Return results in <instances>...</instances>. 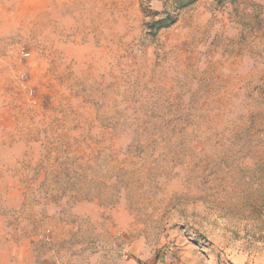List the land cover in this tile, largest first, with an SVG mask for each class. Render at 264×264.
Listing matches in <instances>:
<instances>
[{"label": "rangeland", "instance_id": "374dc122", "mask_svg": "<svg viewBox=\"0 0 264 264\" xmlns=\"http://www.w3.org/2000/svg\"><path fill=\"white\" fill-rule=\"evenodd\" d=\"M0 264H264V0H0Z\"/></svg>", "mask_w": 264, "mask_h": 264}, {"label": "trees", "instance_id": "16d2710c", "mask_svg": "<svg viewBox=\"0 0 264 264\" xmlns=\"http://www.w3.org/2000/svg\"><path fill=\"white\" fill-rule=\"evenodd\" d=\"M174 1L178 6V8H183L191 0H174ZM173 23L174 20L171 13H165V16L163 18L153 20L151 23H149V27L153 31H158L170 27Z\"/></svg>", "mask_w": 264, "mask_h": 264}]
</instances>
